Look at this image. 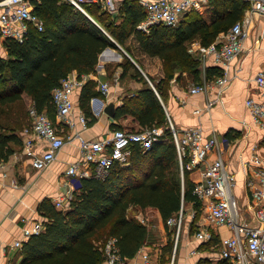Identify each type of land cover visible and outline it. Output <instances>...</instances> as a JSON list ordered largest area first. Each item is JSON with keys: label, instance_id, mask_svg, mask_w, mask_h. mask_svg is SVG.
<instances>
[{"label": "trees", "instance_id": "trees-1", "mask_svg": "<svg viewBox=\"0 0 264 264\" xmlns=\"http://www.w3.org/2000/svg\"><path fill=\"white\" fill-rule=\"evenodd\" d=\"M31 1L33 12L44 22L43 29L30 24L24 40L5 37L8 56L0 54V159L5 160L14 151L12 143L23 142V128L31 122L29 108L25 121V116L12 109L13 104L27 93L31 105L55 122L53 90L61 79L74 69L79 77L93 72L103 49L115 45L97 23L121 44L135 33L146 52L163 58L166 77L181 68L197 78L200 63L188 50L187 41L199 36L202 43L210 44L219 32H226L243 16L247 6L244 0H216L211 21L196 16L176 25L155 24L146 32L138 27L146 16L139 0H121L114 17L100 4H85L97 23L68 0ZM126 62L144 78L129 57ZM146 82L136 95L124 99L116 115L131 113L147 127L164 126L163 138L148 150L133 143L128 163L115 162L105 175L79 177L66 206L57 207L50 198L43 199L38 208L44 217L43 228L23 240L21 258L12 264H102L106 259L105 243L111 236H116L118 251L127 259L149 240L148 225L129 216L131 206L156 207L166 222L178 214L183 201L202 205L190 170L185 168L183 176L180 174L177 148L156 93L157 89L163 94L164 88L155 83V89ZM94 85L90 78L81 92L82 107L92 120L95 115L87 101L98 93ZM169 245L172 247L174 241L170 240Z\"/></svg>", "mask_w": 264, "mask_h": 264}, {"label": "crops", "instance_id": "crops-1", "mask_svg": "<svg viewBox=\"0 0 264 264\" xmlns=\"http://www.w3.org/2000/svg\"><path fill=\"white\" fill-rule=\"evenodd\" d=\"M215 1L200 0L199 5L183 12L179 21L196 16L211 21L215 15ZM244 1L247 2V6L243 16L238 20L243 21L246 36L244 49L236 57L227 63L215 61L211 54L202 58L199 50L191 51L190 47L208 44L202 43L199 36L187 41L188 50L200 63L197 78L191 71L181 68H176L172 76L166 77L163 58L146 52L135 33L125 38V44H121L105 32L115 45L104 48L94 71L82 75L83 84L74 91L75 106L68 119L61 121L54 114V123L64 138V144L56 157L44 167L34 166L33 156L43 154L49 147V140L35 136L32 131L25 132V126L22 132L23 142H13L14 151L9 158L0 159V264H12L14 260L21 258L20 247L15 245V240H25V230L31 229L36 221H43L44 217L38 210L43 199L48 197L53 201L69 193L73 194L75 188L71 184L72 177L66 170L74 163H81L82 139L98 140L110 136L118 127L128 130L147 127L140 124L137 117L131 113L116 115L117 108L124 103V99L136 95L147 84L146 81L155 89V83H160L164 88L163 94L157 89L156 93L168 120H172L177 127L201 126L205 138L212 134L219 137L228 169L235 171L237 180L241 179L240 193L236 192L237 182L234 188L240 206L239 220L248 221L252 225L259 224L250 206L255 200L246 185L245 176L258 168L251 159L253 154L257 153L264 157V129L255 123L246 101L250 97L257 102L264 100L262 89L255 79L257 72L264 67V13L255 9L256 0ZM30 7L32 10L35 7L31 0ZM4 9V6H0V14ZM121 20L119 17L118 22ZM222 34L223 31L219 32L213 42L222 38ZM3 40L4 37L0 35V54L8 56ZM126 57L132 60L144 78H141L135 67L127 66ZM72 72L77 73V70L74 69ZM223 74H227L229 80L220 88L215 80ZM90 78L95 81L93 89L98 92L87 101L95 115L93 120L86 116L81 101L82 87ZM166 78L168 82H164ZM104 81L109 84L107 94L100 89V84ZM202 82L209 84L206 91L196 93L189 91V87L194 83ZM24 96L29 98L30 108L32 98L27 93H24ZM110 102L115 104L114 114L105 111ZM82 114L87 118L86 124L80 120ZM31 123L32 121L28 127ZM28 137L35 139L34 154L25 151V138ZM214 156L213 151L208 154V158ZM87 170L90 175L97 172V167L92 165ZM200 171L199 167L190 171L194 182L199 178ZM187 204L176 248L169 245L170 240L174 241V226L164 221L158 208L131 206L129 216L139 220L142 216L145 217L144 223L149 228V240L133 257L127 258L124 264H139L141 250L150 251L160 264H227L228 260L221 255V240L226 236L235 235L234 227L209 222L205 218L206 209L203 201L198 207L193 202ZM144 212L147 216L143 215ZM202 227L210 230L209 239L197 237L196 232ZM255 264L262 263L256 261Z\"/></svg>", "mask_w": 264, "mask_h": 264}, {"label": "built area", "instance_id": "built-area-1", "mask_svg": "<svg viewBox=\"0 0 264 264\" xmlns=\"http://www.w3.org/2000/svg\"><path fill=\"white\" fill-rule=\"evenodd\" d=\"M68 1L89 17L91 15L85 8V4L88 3L100 4L111 12L118 10L117 0ZM139 1L146 8L145 18L138 24V27L144 31H149L150 27L155 24L176 25L183 12L200 4V0ZM0 6L5 7L0 14V35L4 38L12 36L20 41L24 40L30 24L38 29H43L44 22L31 9L30 0H0ZM254 7L259 12L264 13V0H256ZM97 24L102 28L99 23ZM104 32L107 31L104 30ZM245 36L244 23L242 20H237L226 32H223L222 38L208 45L191 46L190 50H199L202 58L211 54L215 61L227 63V61L242 52ZM255 79L264 95V67L257 72ZM228 80L227 74H223L216 78L215 83L223 88ZM82 84V78L76 72H70L54 88L53 102L59 120L68 119V115L75 106L74 91ZM208 85L207 82L194 83L189 87V91L192 93L206 91ZM100 89L107 94L109 90L108 82H102ZM246 103L255 123L264 129V100L257 102L250 97ZM29 111L32 123L30 127L26 126L24 131L27 133L32 131L35 136L49 140L47 150L41 155L33 156V165L41 168L48 165L56 157L58 150L64 144V138L45 111H39L33 105L30 106ZM80 120L83 124H86L85 114L80 116ZM168 126L177 148L181 172L184 173L185 168L190 171L198 167L201 169L199 178L195 180L194 191L205 205V218L211 223L228 224L235 229V235L226 236L221 240L222 257L228 260L227 264H255L256 261L264 264V157L259 156L257 153L253 154L251 159L258 165V168L252 173L248 172L245 176L246 185L255 200V203L250 206L259 222L258 225H252L248 221L239 220L240 206L234 193L237 178L235 171L227 167L219 137L212 134L205 138L201 126L179 128L170 119ZM164 132V126L159 125L137 130L118 127L113 130L110 136L98 140L82 139L81 163H74L66 170V173L72 177V186L76 188L78 178L89 175L87 169L92 165L97 167L96 174L102 176L109 171L115 162L128 163L133 143H138L144 150L151 149L156 141L163 138ZM33 137L25 138L24 147L29 154L35 152V139ZM212 151L215 152V156L208 158V154ZM72 196L73 194L69 193V195L56 198L53 201L57 207H64ZM183 213L184 201L178 214L172 215L166 220L167 224L174 226L175 248L178 244ZM140 220L142 222L146 221L143 216ZM42 228V221H36L31 229L25 230V237L27 238L30 234L41 231ZM196 235L202 239H209L211 232L208 228L202 227L196 232ZM116 240V236H111L105 243V264H124L126 260L120 255ZM22 244L23 240H15L17 247H21ZM139 264L160 263L150 251L141 250Z\"/></svg>", "mask_w": 264, "mask_h": 264}, {"label": "rangeland", "instance_id": "rangeland-1", "mask_svg": "<svg viewBox=\"0 0 264 264\" xmlns=\"http://www.w3.org/2000/svg\"><path fill=\"white\" fill-rule=\"evenodd\" d=\"M119 2H120V0L117 1V4H118V5H117V8L120 7ZM101 7H102V9H105L103 6H101ZM107 13L110 15V17H114V16L118 13V10L115 11V12L108 11ZM133 54H134V52H133ZM136 54H137V53H136ZM134 56H135V54H134ZM29 105H30V100H29V98L26 97V96H24L23 100L16 101V102L13 104L12 109H13L16 113H18V114L21 113V115L25 116V121H27V118H28L27 110H28V108H29ZM167 120H168V118H167ZM168 124H169V120H168ZM179 167H180V165H179ZM179 170H180V174L183 176V173L181 172V167L179 168ZM241 187H242L241 179L238 178V180H237V185H236V192H237V193H240L239 191H240V188H241ZM187 207H188L187 202H186V203L184 202V210H186ZM143 215H146V216H147V214H146L145 212H144ZM150 215L152 216V213H150Z\"/></svg>", "mask_w": 264, "mask_h": 264}, {"label": "water", "instance_id": "water-1", "mask_svg": "<svg viewBox=\"0 0 264 264\" xmlns=\"http://www.w3.org/2000/svg\"><path fill=\"white\" fill-rule=\"evenodd\" d=\"M93 19V18H92ZM94 20V19H93ZM95 21V20H94ZM115 110V104L114 102H110L106 107L105 111H108L110 114H114Z\"/></svg>", "mask_w": 264, "mask_h": 264}]
</instances>
